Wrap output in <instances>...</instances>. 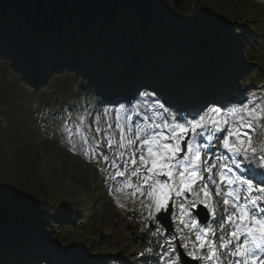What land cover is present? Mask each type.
I'll return each mask as SVG.
<instances>
[{
  "label": "snow or ice",
  "instance_id": "snow-or-ice-1",
  "mask_svg": "<svg viewBox=\"0 0 264 264\" xmlns=\"http://www.w3.org/2000/svg\"><path fill=\"white\" fill-rule=\"evenodd\" d=\"M204 23L217 28L219 22L209 17ZM119 28V22L112 25L114 32ZM8 47L34 66L71 56L98 74L100 86H128L120 75L126 53L105 39L77 35L64 22L25 21L11 34L0 30V51ZM182 92L174 89L177 97ZM258 101H214L182 110L155 89L138 88L127 106L100 98L81 105L83 111L77 109L74 119L69 114L61 127L67 150L75 153L79 143L117 207H125L121 195L138 203L145 219L158 225L153 236L171 230L169 217L176 224L175 233L157 245L155 264H188L185 257L197 264H264V142L253 139L264 120ZM10 198L27 200L0 189V206ZM140 256V264H149L153 250Z\"/></svg>",
  "mask_w": 264,
  "mask_h": 264
},
{
  "label": "trees",
  "instance_id": "trees-1",
  "mask_svg": "<svg viewBox=\"0 0 264 264\" xmlns=\"http://www.w3.org/2000/svg\"><path fill=\"white\" fill-rule=\"evenodd\" d=\"M248 15L243 0H188V3H184V0H0V30H6L9 34L25 21L55 20L69 24L77 35L84 34L93 42L105 39L120 50L131 44L132 51L129 57H123L120 69V75L128 85L124 89L127 90L130 85L132 93L139 86H145L172 101L185 97L188 88L197 93L202 89L209 95L211 90L204 83L205 80L228 78L232 81V88L236 87L233 84L236 78L230 75H239L243 72L241 65L250 63L247 56L252 51V45L258 44L256 30L262 25L258 21H264V15H261L250 22ZM234 16L245 19L242 20L243 29L228 26L243 32V36H235L233 41L214 35L209 40L205 35L194 34L181 27V24L188 27L206 25L224 33L227 23L223 22ZM209 17L219 22L217 28L204 23ZM132 18V27H128L127 23ZM117 22L120 28L114 32L112 25ZM224 41L237 45H226ZM212 42L214 45H210ZM218 43L220 46L215 47ZM136 51L138 59L127 71ZM0 55L13 64L25 82L36 84V88L53 80H48L50 76L59 74L54 78L60 79L55 84L58 94L64 81H67V85L74 84L84 72L88 77L99 80L95 71H86L85 65L71 56L54 57L34 66L17 56L11 47L0 51ZM178 86L183 88V92L176 97L172 93ZM207 101L197 100L196 105ZM222 101L226 102L227 99ZM16 111L10 94L6 99H0V189H10L27 198L26 201L10 198L0 206V247L3 246L1 251L5 257L11 256L18 246L11 237L22 243L29 233L37 232L39 226L51 225L54 218L70 212L64 208L62 196L42 187L44 181L34 166L38 158L41 161L49 155V151L46 145L40 146L37 152L28 149V125L25 120L20 121L15 116ZM19 216L31 222L27 225L21 222L17 234H14L11 221ZM75 217L77 221L80 220L78 216Z\"/></svg>",
  "mask_w": 264,
  "mask_h": 264
},
{
  "label": "rangeland",
  "instance_id": "rangeland-1",
  "mask_svg": "<svg viewBox=\"0 0 264 264\" xmlns=\"http://www.w3.org/2000/svg\"><path fill=\"white\" fill-rule=\"evenodd\" d=\"M184 3H188V0H184ZM243 5L249 13L248 18H250V22L264 15V0H243ZM122 8L124 9L125 7ZM244 19L236 17L227 19L223 22L227 23L224 34H220L217 30L213 32V29H209L206 25L189 27L191 28L190 31L194 34L209 33L208 35L204 34L205 38L209 40L214 35L219 38L228 37L230 41H233L236 39L235 36L238 35L229 33L227 27L231 25L243 29L244 23L242 20ZM258 23L262 25L257 28L256 34L259 36L264 49V21L261 23L258 21ZM132 24L133 18L128 21L127 26L132 27ZM181 27L189 28L186 24H181ZM242 33L240 32V35ZM212 44L213 42L210 45ZM218 46H220L219 43L215 44V47ZM254 47L257 46L255 45ZM123 49L125 51L127 48ZM254 52L255 59H258V57L260 60L263 59V55L261 57L257 48H255ZM12 68L13 64L10 62L7 64L5 58H0V89L3 93L2 95L0 92V99H6V96L9 94L13 97L14 106L17 110L15 116L17 115L20 121L25 120L28 125L26 127L30 133L28 137L29 143L26 144L28 145V149L37 152L40 146L46 145V149L49 151V155L47 154L41 161L38 158L34 166L44 181V186L42 187L47 191L57 192L58 195L62 196L65 208L79 213L83 212V210L94 211L89 218L90 223L87 221V226L91 232H94L98 236L97 248L91 247L90 249L86 248L83 250L77 248L72 243L71 238L63 239L66 232L64 228L59 230L58 235L54 231L56 228L60 229L63 227L59 225L58 222L60 221L68 222L69 226L74 224L75 221H73L71 216L62 215L52 221V227L41 225L44 228H48L47 234L33 233L28 236L26 243L31 245L30 247L33 248L35 253L40 252L42 256L45 253H49V258L55 264L58 261H61L60 264H74L75 262L80 263L82 261L91 262L92 264H140V261L136 262V258L141 252L151 248V246L156 248V254H158L160 249L157 245L163 244L166 239H169L175 233L176 224L173 223L172 233L164 237L153 236L152 232L155 231L158 225L145 219L147 212L142 215L139 204H133L130 200L124 199L122 195L120 196V200L125 207H117L113 198L108 194V185L104 181L103 174L100 173L95 164L90 163L82 155L83 149L79 143H77L76 152L70 153L63 139L62 123L69 114H71L73 119L77 114V109L74 106L76 102L73 101L76 98H74L75 94L81 93L79 100L81 105L84 106L88 103H96L98 99L102 98V95L107 96L108 100L106 101H114L116 104L125 103L126 106L128 100L123 102L118 101L117 97L114 96L118 94L116 89L105 88L102 94L99 81L94 79L87 81V84L75 83L69 88L70 91H68V95L64 99L57 98L52 92L55 89L54 84L58 83L59 79L51 82L48 87L40 88L36 94H33L32 88L29 91V88L24 84L20 87V79L18 78L17 80ZM238 82L243 84L242 87L245 89L241 92H245V94L242 96L240 92L235 93L238 96L237 101L240 99L244 100V98L246 100L256 97L259 98L258 102L264 103V63L247 67ZM72 88L75 89V91L73 90L75 94L72 93ZM89 89H92L93 95L95 93L100 95L96 96V99L87 100V96L91 97L88 92ZM192 95L193 93L190 91L189 96L191 97ZM159 98L163 100V97ZM60 104H63V106H60ZM68 104L72 106V110L70 111L67 110ZM180 105L187 107L186 104L181 103H178L176 106L182 109ZM188 107L189 110L192 109L190 106ZM55 108L60 111V114L54 115ZM79 111H83V108L81 107ZM100 111H103V106L100 107ZM36 113L43 116L35 118ZM260 124L261 126L255 130L253 139L257 142H264V120L260 121ZM48 158L49 160L46 161ZM222 208V202H219L221 214ZM80 216L84 217L83 213H80ZM220 218H222V215ZM21 222L27 224L31 221H24L20 216L16 219L12 218V230L18 229ZM94 224H96V227H93ZM149 224H153L151 231L148 227ZM128 226L131 231H128ZM53 227L56 228L53 229ZM53 231L55 232L54 235H52ZM131 233H134V237L138 238L144 236V241L138 240L133 243ZM40 235H42V239ZM101 238L106 240L102 245L99 243V239ZM192 239H194V236Z\"/></svg>",
  "mask_w": 264,
  "mask_h": 264
},
{
  "label": "water",
  "instance_id": "water-1",
  "mask_svg": "<svg viewBox=\"0 0 264 264\" xmlns=\"http://www.w3.org/2000/svg\"><path fill=\"white\" fill-rule=\"evenodd\" d=\"M168 225H169V223H168ZM188 264H194V263L188 262Z\"/></svg>",
  "mask_w": 264,
  "mask_h": 264
}]
</instances>
